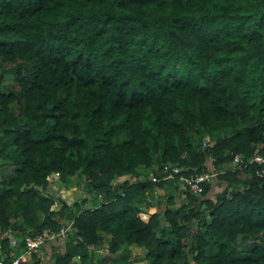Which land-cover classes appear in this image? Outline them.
<instances>
[{"label": "trees", "instance_id": "obj_1", "mask_svg": "<svg viewBox=\"0 0 264 264\" xmlns=\"http://www.w3.org/2000/svg\"><path fill=\"white\" fill-rule=\"evenodd\" d=\"M255 149L264 0H0V229L23 227L4 263L70 220L43 264H129L130 246L144 264H264V181L232 165ZM207 155L220 171L192 194L177 176Z\"/></svg>", "mask_w": 264, "mask_h": 264}, {"label": "built area", "instance_id": "obj_2", "mask_svg": "<svg viewBox=\"0 0 264 264\" xmlns=\"http://www.w3.org/2000/svg\"><path fill=\"white\" fill-rule=\"evenodd\" d=\"M205 145V141L202 140V146ZM214 157L212 155H207V160L205 161V168L197 172H191L187 175L179 174L177 179L187 187L188 191L199 195L202 191L203 183L210 178H212L217 172V166L213 163ZM233 163H239L241 166L254 163V174L264 181V151L260 152L255 149L252 153L243 158L239 153L232 154ZM164 173L160 178L169 179L172 178L173 172L168 169L167 165L162 166ZM58 174L56 171L45 175V179L48 182L53 183L57 180ZM160 178H155L158 180ZM99 194H97L98 196ZM52 205L55 207L57 205V200L54 199ZM71 228V221L66 220L61 222L57 228L45 227L41 230L34 232L32 234H24L23 236V246L21 252L17 255L9 258L7 263H4L5 253L2 251L0 243V264H32V255H35V259H38V264H43L44 257L41 252L42 246L49 242H62L67 231ZM5 240L9 246H14L17 242V235H15V230L11 226H7L4 229H0V242ZM63 246V245H62ZM103 249L100 248V251ZM74 264H88L87 260L80 258L79 254L74 255Z\"/></svg>", "mask_w": 264, "mask_h": 264}, {"label": "rangeland", "instance_id": "obj_3", "mask_svg": "<svg viewBox=\"0 0 264 264\" xmlns=\"http://www.w3.org/2000/svg\"><path fill=\"white\" fill-rule=\"evenodd\" d=\"M114 181H120V178H114ZM222 186V184L219 183H215L214 186H212V189L209 192V195L211 193V191H217L218 189H220ZM53 190L55 193H59L61 196H63L66 200H71L75 197H78L81 193H82V187H77L76 185H74V183L72 182H67L64 185H60V186H56L55 183L53 184ZM213 193V192H212ZM53 244L55 242H52ZM49 244V243H47ZM139 255V253H138ZM142 259L143 258V254H141L139 257H135L133 259ZM145 263V260H141L138 262H134L133 264H142Z\"/></svg>", "mask_w": 264, "mask_h": 264}, {"label": "crops", "instance_id": "obj_4", "mask_svg": "<svg viewBox=\"0 0 264 264\" xmlns=\"http://www.w3.org/2000/svg\"><path fill=\"white\" fill-rule=\"evenodd\" d=\"M142 171L140 169H138L137 171V175H142ZM123 176H115L114 178H120V180L122 179ZM156 192L158 193H162L163 189L162 188H156L155 189ZM54 244L52 242H49V244L45 243L43 246H42V249H41V252L43 254V257L47 256L48 255V252H52V249H53V246ZM59 248H62V244L59 246ZM102 251H104L105 249L102 247ZM130 256H129V259H130V263L129 264H133L134 262H138V261H141L143 260V258L141 259H133L135 257H139L141 254L144 253V250L141 248V247H138V246H130ZM139 253V255H138ZM35 257V255H34ZM20 264H24V263H20ZM144 264V262L142 263Z\"/></svg>", "mask_w": 264, "mask_h": 264}, {"label": "water", "instance_id": "obj_5", "mask_svg": "<svg viewBox=\"0 0 264 264\" xmlns=\"http://www.w3.org/2000/svg\"><path fill=\"white\" fill-rule=\"evenodd\" d=\"M16 127L19 128L20 126H19V125H16ZM113 187L115 188V185H113ZM11 228L15 230V235H17V233H18L19 231H22V230H23V227H22L21 225L17 224V223L13 224V225L11 226ZM161 229H162V228H161Z\"/></svg>", "mask_w": 264, "mask_h": 264}, {"label": "clouds", "instance_id": "obj_6", "mask_svg": "<svg viewBox=\"0 0 264 264\" xmlns=\"http://www.w3.org/2000/svg\"><path fill=\"white\" fill-rule=\"evenodd\" d=\"M235 153H237V152H235ZM232 154H233V153H232ZM239 154H241V153H239ZM241 155H242V154H241ZM242 157H243V156H242ZM243 158H244V157H243ZM232 161H233V160H232ZM236 164L240 165L239 163H233V162H232V165H236ZM227 167H228V166H227ZM219 171H220V169L217 168V172H216V173H218ZM215 175H216V174H215ZM215 175H214V176H215ZM214 176H213V177H214ZM190 193H191V192H190ZM192 194H194V193H192ZM56 206H57V205H56ZM60 243L62 244V242H60ZM73 263H74V260H73Z\"/></svg>", "mask_w": 264, "mask_h": 264}]
</instances>
